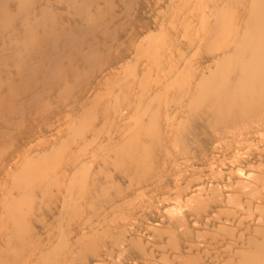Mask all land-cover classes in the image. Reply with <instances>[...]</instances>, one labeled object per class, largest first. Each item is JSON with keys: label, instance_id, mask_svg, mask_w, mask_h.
I'll list each match as a JSON object with an SVG mask.
<instances>
[{"label": "rangeland", "instance_id": "rangeland-1", "mask_svg": "<svg viewBox=\"0 0 264 264\" xmlns=\"http://www.w3.org/2000/svg\"><path fill=\"white\" fill-rule=\"evenodd\" d=\"M97 1L94 13H106L107 20L105 30L96 36L95 49L101 60L80 61L78 72L73 71L68 56L72 44H63L68 54L62 61L65 80L39 89L36 93L41 94L42 103L27 107L18 123L0 125L9 131V135H0V239L8 237L13 220L26 221L32 236L45 240L48 235L56 243L55 238L65 234L71 243L82 228H98L102 223L100 247L110 249L111 256L100 264H264L250 258L254 242H264V121L249 129L244 121L242 129L232 131L218 148L212 131L198 120V60L213 49L219 52L226 32L237 31L252 0ZM18 4L19 0L9 1L13 15L19 12ZM47 11L55 13L66 28L79 25L80 18L65 0H37L31 17ZM14 25L15 20L2 27L0 36ZM214 30L218 34H212ZM37 31V47L52 50V33L45 28ZM4 45L0 38V49L8 46ZM81 46L91 49L89 42ZM186 74H192L188 83ZM22 76L12 62L0 66V82L14 77L19 84ZM167 118L172 119L166 120L169 129L165 128ZM154 121L161 122L165 131L161 130L167 133L155 151V166L150 171L129 172L128 154L121 166L113 151L132 138L139 123ZM128 149L131 154L135 145ZM77 165H84L79 167L82 174L83 168L88 171L87 177L78 171L79 178L89 180L83 178L87 187L95 186L92 183L97 180L101 184L112 178L118 181L123 194L119 198L116 194L115 199L122 200L123 206L117 213L106 214L105 207L104 215L102 200L99 208L92 198V203L84 200L89 194L84 191L81 200L69 194L67 186L76 176L79 180L78 172L72 173ZM229 166L242 173L248 170L250 182L237 183L226 171ZM218 182L217 187L224 189L214 194L210 186ZM196 184L203 186L197 200L190 191ZM114 192L109 195L114 197ZM214 195L219 205L211 208ZM68 198L78 203L73 212L65 204ZM194 204H198V213ZM207 205L206 211H200L203 217L199 210ZM178 219L182 225L171 227ZM94 256L86 253L88 263ZM64 264L80 263L68 259Z\"/></svg>", "mask_w": 264, "mask_h": 264}, {"label": "bare ground", "instance_id": "bare-ground-1", "mask_svg": "<svg viewBox=\"0 0 264 264\" xmlns=\"http://www.w3.org/2000/svg\"><path fill=\"white\" fill-rule=\"evenodd\" d=\"M9 1L10 0H0V29L2 27H6L7 25H12L14 20L15 25L13 30L8 34L0 36L2 41L5 42L4 46H7L8 44L7 47L0 49V66L4 65L6 67V65H10L12 62L13 65L18 67L19 74H22L23 76L19 84H16V79L14 77H9L6 80L0 82V125L4 123V125L7 127L18 123L20 114H22L27 107L42 103L41 94L36 93L39 89L57 84V82H60L61 79L65 80L62 74V61L68 54L62 48L63 44H72V52L68 56L71 59V67L73 71L76 69V72H78L80 61L96 63L101 60L102 55L100 54L99 50L95 49V46L97 45L96 36L98 33L104 31L105 26L107 25V20L104 18L106 13H104L105 15L103 14L101 16L94 13V7L97 4L96 2H98L97 0L95 2H93L94 0H65L72 13L80 18L79 25H76L74 28H66L63 21L51 11H47L41 16L33 19L31 14L33 13V8L37 0H19V12H17L16 15L12 14ZM250 3L249 11L244 13L239 22L240 26L238 27V24L236 25L237 31L234 33L235 30H231L228 34L226 32L225 36L223 37V41L221 42L222 47L219 52L216 53V49H213V51L208 56H201V58H204L198 60V120L203 126L209 128L212 131V141L218 145V148L221 147L220 143L223 140L226 141V139L228 140V138L231 137L232 131L242 129L244 121H247L248 123L245 129L253 127L260 121H264V0H252ZM22 26H24V28ZM37 28H45L47 32L52 33V37L50 39L52 41V44L50 45L53 48L52 50L48 48L43 49L37 47L40 35L37 31ZM212 34H218V32L214 30ZM215 38L218 42V36ZM86 42H89L91 45V49L89 51H86L81 46ZM145 47L147 48V46ZM151 52L152 51L149 53L151 54ZM152 55L154 56L153 52L151 56ZM36 58H39V60L35 61L34 59ZM191 77L192 74L185 75L184 78L186 79L187 83L190 81ZM135 79L136 78H134V80ZM115 110L116 109L114 108V111ZM167 115L171 114L168 113ZM170 119L171 118L165 119L166 129L170 128L168 124H166V120L172 122V119ZM139 124L140 125L138 126V129L132 138H126L125 140H127V142L125 140L123 142L121 139L124 145L118 143L120 144V147L117 145L116 147L119 148L116 150L115 147L113 151L116 156L114 157L116 159V163H120V165L124 164L122 159L125 157V154H128L130 161H128L129 165L127 168H129V172L131 169L132 171L133 169L137 171L142 169L147 171H150L149 169L152 170V168L155 166V151L158 145L161 144V140L162 143L166 141L165 138V141L162 139L164 134L163 131L165 130L164 126H160L161 122L154 121L147 124ZM136 125L138 124L136 123ZM167 131L168 130H166V132ZM141 133L144 134L142 137ZM0 135H9V131L0 129ZM164 135L166 136L167 133ZM144 137V140L147 138V142L143 140ZM130 140L132 141L129 142ZM131 145H135V151L129 154L128 147ZM228 146L226 145V147ZM227 149H229V147ZM114 153H112V155H114ZM108 158H106V160H108ZM113 162L115 161L113 160ZM116 163L113 164L115 165ZM116 166L117 165H115V167ZM76 167L78 170L74 169L75 171H72V173L78 172L79 167L82 169L84 165L79 167L77 165ZM234 168H236V170L232 171ZM42 169H45V167ZM85 170L83 168V174L81 172L82 170L79 172L81 175H85L87 177L88 171ZM226 171L229 173V176H231L237 183L247 184L250 182L251 174L248 170L242 173L238 167L229 166L226 168ZM78 173H76V175H78L79 180H77V176L74 173L76 176V181L74 179V182H71L70 185L68 184L69 186H67L68 190L70 191L69 194L76 196L78 195L77 198H79V196L83 195L84 192L89 193L86 199L84 197V200H88L89 202L90 198H92L93 204L95 206L98 205L99 207L102 205L101 208L99 207L100 209H105L106 207L107 212L102 209L104 211V215L105 212L106 214L109 212H116L121 206H123V203H121L122 200H117V197L115 199L116 194L118 198L123 194L121 192L122 189H119L122 186L119 188L117 187L118 181L112 182L113 178L110 179L111 181L105 178L106 182L110 181L109 183L107 182V184H105V182L101 180L102 178H99L101 182H104V184L99 183L98 180L97 183L95 181L96 179H94V182H96V184H94L90 180L91 183L95 185L90 186V190L88 189L89 186L87 187L88 183L85 182L86 180H89L86 177H80V179V173ZM74 175L72 174L71 176L72 181ZM83 178H86V180ZM79 184H81L80 186L82 187H80ZM219 184L220 182L216 183L215 187H211L209 185L210 189L214 190V194L219 190L224 189L223 187H217L220 186ZM192 187L190 188L191 195L195 200H197L196 194H198L203 186L196 184L193 188ZM112 189L116 192L113 194L114 197L109 195L111 194L110 191L112 192ZM214 197L215 199L213 200L212 206L207 205L201 208L199 210L200 215L203 216L204 214L200 211H206L209 206L213 208L219 205V203H217L218 197L215 195ZM92 199L90 201L91 203ZM132 199H134V197ZM101 200L102 204L99 205L98 202ZM105 203L107 206L103 205ZM65 204L68 206L67 209L69 210L70 208V211L72 212L73 210L75 211L76 207L78 206V203H76L72 198L71 200L70 198H68V200L66 199ZM195 205L196 207L194 210L197 212L198 204H194V206ZM91 211L93 210L91 209ZM104 215L101 217V220L105 219L103 218ZM110 216L112 217V214ZM178 220L180 221H176L171 225V227L175 229L179 228L182 225V222L181 219ZM66 221L68 222V220ZM50 222L54 221L52 220ZM171 222L172 220H170V223ZM1 223L2 222H0V224ZM11 225L12 226H9L11 227V231L8 237L4 238V236H2L3 239H0V264H64L68 259H73L76 261V263L78 262L80 264H100L102 259H107L111 256L110 249H103L100 247L103 242L102 223H100L101 226L98 225V228H96L97 226L93 228L92 225V227H89L85 230L82 228L78 235L76 234L77 237H75V240L73 239L74 241L71 243L68 240L69 238L67 239L65 237L66 234L61 235L60 238H55L56 241L58 239V243H56L54 239H48V235L46 236L47 239L45 240L34 237L39 235L32 236L29 224H27L24 220H13L11 221ZM62 225L64 226L65 224ZM59 229L61 228L59 227ZM57 234L55 236H57ZM73 234H75V232ZM50 235L51 234H49V236ZM72 238H74V236H72ZM88 240L91 241V243L87 244V242H89ZM253 245L255 251L252 255H250L251 260L256 262L264 261V242L256 241ZM89 251L93 252L95 255L94 258L90 260L92 263H88V259L86 260V253H89Z\"/></svg>", "mask_w": 264, "mask_h": 264}]
</instances>
